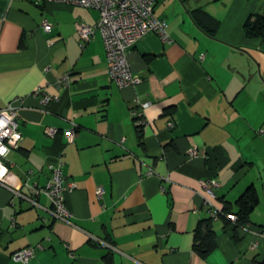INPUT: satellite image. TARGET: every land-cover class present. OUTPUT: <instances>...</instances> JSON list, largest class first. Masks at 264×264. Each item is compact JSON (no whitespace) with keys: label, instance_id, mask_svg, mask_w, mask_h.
I'll return each instance as SVG.
<instances>
[{"label":"crops","instance_id":"obj_1","mask_svg":"<svg viewBox=\"0 0 264 264\" xmlns=\"http://www.w3.org/2000/svg\"><path fill=\"white\" fill-rule=\"evenodd\" d=\"M253 12L264 15V0H156L154 14L164 18L168 40L154 33L138 38L126 59L140 81L117 87L98 32L80 45L74 27L95 23L96 9L0 0V108L22 99L20 139L5 155L0 185V264H259L264 38L242 30ZM64 72L69 83L56 90ZM38 88L57 91L58 99L41 105L33 94ZM131 107L145 119L139 128ZM47 127L56 133L47 135ZM57 157L62 176L75 184L63 196L69 223L52 217L48 198L34 192ZM208 179L216 182L212 196L201 185ZM250 185L257 204L248 223L233 227L211 218L214 247L197 255L196 226L208 217L202 197L235 212ZM27 247L34 251L25 263L11 259Z\"/></svg>","mask_w":264,"mask_h":264},{"label":"built area","instance_id":"obj_2","mask_svg":"<svg viewBox=\"0 0 264 264\" xmlns=\"http://www.w3.org/2000/svg\"><path fill=\"white\" fill-rule=\"evenodd\" d=\"M34 4L43 2H58L69 5H79L97 10L98 16L95 23L90 25L75 23L74 27L77 32L79 44L87 42L94 32H98L102 46L103 55L107 65L108 76L117 87L133 86L139 83L140 78L134 76L126 59V53L133 43L146 33H154L161 42L168 40L165 30L164 18L154 14V5L156 0H31ZM40 26L43 31L48 32L50 25L46 18H42ZM202 55H200L201 58ZM46 66L44 70H47ZM69 83V73H60L55 78L54 86L56 90L65 88ZM37 95V99L41 105H46L50 101L58 99L57 91L48 94L43 89L38 88L33 92ZM22 99L14 97L0 108V165H3L4 175L7 172V166L4 163L5 155L11 149H15L18 145L20 134L17 130V109L20 107ZM146 103L140 104L144 107ZM129 114L136 127H140L145 123L143 116L136 110L130 108ZM167 128L172 127V122L166 123ZM45 132L49 136H53L56 130L47 127ZM64 136L70 141L74 135L72 129L64 131ZM122 139H120L121 141ZM190 155H195V149H189ZM49 177L42 188L35 189V194L43 193L50 203V214L52 217L69 223L72 217L71 212L66 208L64 203V193L75 187L73 182L64 179L61 173V162L57 157V163L49 165ZM149 174V173H148ZM0 176V185L2 178ZM203 189L212 196L211 188L216 186L213 179L201 181ZM159 190L163 191V188ZM103 190L100 186L95 189L96 198L101 197ZM202 204L206 208L208 217L215 219L221 214L220 210L212 205L207 199L202 197ZM224 217L231 222L236 220V216L231 213H224ZM34 248L27 247L19 249L11 254V259L21 263H25L32 255Z\"/></svg>","mask_w":264,"mask_h":264},{"label":"trees","instance_id":"obj_3","mask_svg":"<svg viewBox=\"0 0 264 264\" xmlns=\"http://www.w3.org/2000/svg\"><path fill=\"white\" fill-rule=\"evenodd\" d=\"M209 20H211V18H209ZM207 30L208 31H204H206L209 36H212L213 29ZM242 30L247 37L264 38V15L257 12L248 14L243 22ZM256 204L257 195L255 189L251 185L247 186L234 202L236 207L235 212H229L227 207L224 206L220 209L221 214H219L218 217L224 224H231L233 227L243 226L248 223V216ZM224 213L234 214L236 220L231 222L224 217ZM211 220L210 217H206L205 219L199 220L196 226L193 249L200 257H204L214 247V234L211 230ZM105 261L108 264L106 259ZM259 264H264V258Z\"/></svg>","mask_w":264,"mask_h":264},{"label":"clouds","instance_id":"obj_4","mask_svg":"<svg viewBox=\"0 0 264 264\" xmlns=\"http://www.w3.org/2000/svg\"><path fill=\"white\" fill-rule=\"evenodd\" d=\"M0 126H3L2 122H0ZM2 154H3V152H0V155H2ZM5 171L6 170L4 169L3 165H0V176H3Z\"/></svg>","mask_w":264,"mask_h":264}]
</instances>
